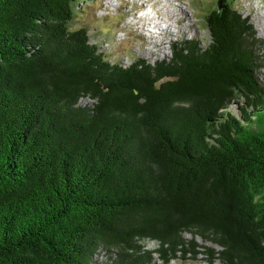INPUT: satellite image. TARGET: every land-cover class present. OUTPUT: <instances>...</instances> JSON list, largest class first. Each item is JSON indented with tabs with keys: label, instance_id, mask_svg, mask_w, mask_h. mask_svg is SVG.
<instances>
[{
	"label": "trees",
	"instance_id": "16d2710c",
	"mask_svg": "<svg viewBox=\"0 0 264 264\" xmlns=\"http://www.w3.org/2000/svg\"><path fill=\"white\" fill-rule=\"evenodd\" d=\"M86 1L0 0V264H171L196 238L264 264V41L226 0L206 48L124 65Z\"/></svg>",
	"mask_w": 264,
	"mask_h": 264
},
{
	"label": "rangeland",
	"instance_id": "374dc122",
	"mask_svg": "<svg viewBox=\"0 0 264 264\" xmlns=\"http://www.w3.org/2000/svg\"><path fill=\"white\" fill-rule=\"evenodd\" d=\"M166 2H169L168 5ZM138 4L143 8H138ZM235 7L247 18L254 27L256 37L264 41V1L263 0H235ZM145 8V9H144ZM218 8V0H87L79 6V12L76 18L77 26H88L91 33V42L96 43L98 48L107 53L112 61L120 62L124 65H130L136 59H144L148 63L169 60L172 57L173 46L184 40H197L201 47L206 48L210 42V33L206 29L204 17L213 9ZM166 9H171L177 20L171 28L174 30L173 36H159L164 45H155V43L140 28L136 18L145 11H149L159 20L163 29L167 28ZM185 17L187 21H184ZM137 24L133 26L131 23ZM184 23L187 26L181 29ZM153 29V27H151ZM149 52V53H148ZM260 57L264 59V48L258 51ZM259 78L264 82V69L258 72ZM82 105L91 103L88 98L81 99ZM243 106V101L236 100L230 106V111L239 113V108ZM187 240H192L190 234H185ZM200 247L198 250L202 253L197 257L191 254L185 257L179 254V257L171 264H210L208 255L204 252L206 248L220 250L219 246L211 242L204 241L201 238L194 240ZM146 250H155L158 244L147 240L144 243ZM156 264H161L156 258ZM214 264H220L216 261Z\"/></svg>",
	"mask_w": 264,
	"mask_h": 264
},
{
	"label": "bare ground",
	"instance_id": "6f19581e",
	"mask_svg": "<svg viewBox=\"0 0 264 264\" xmlns=\"http://www.w3.org/2000/svg\"><path fill=\"white\" fill-rule=\"evenodd\" d=\"M166 3L168 5H170L169 2H166ZM138 8H143V5L138 4L136 9H138ZM170 11H171V9H166V12L169 13L166 15L167 18L161 17L162 18L161 20H164V21L166 20V23L168 25L166 29H163L161 27L159 20H157L155 18V16H153V14L149 11H145L141 15H137L138 17L136 18V21H137L138 25L140 26V28L144 29V32L155 43L156 46L157 45L158 46L164 45V42H162L160 39L159 40L157 39V38H160L159 36H163V35L173 36L174 35V30L171 28V25H174V23H176L177 20H174L175 17L173 16V13ZM184 21H187L186 17H185ZM131 24L133 26H137V24L134 23V21ZM186 26H187V24L184 23V25L182 26L181 29H184ZM151 27H153V29Z\"/></svg>",
	"mask_w": 264,
	"mask_h": 264
},
{
	"label": "water",
	"instance_id": "95a60500",
	"mask_svg": "<svg viewBox=\"0 0 264 264\" xmlns=\"http://www.w3.org/2000/svg\"><path fill=\"white\" fill-rule=\"evenodd\" d=\"M226 0H218V8H221Z\"/></svg>",
	"mask_w": 264,
	"mask_h": 264
}]
</instances>
